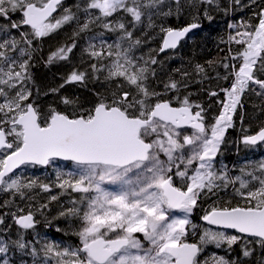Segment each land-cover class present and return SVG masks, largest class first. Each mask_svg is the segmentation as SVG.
<instances>
[{"label": "snow or ice", "instance_id": "obj_1", "mask_svg": "<svg viewBox=\"0 0 264 264\" xmlns=\"http://www.w3.org/2000/svg\"><path fill=\"white\" fill-rule=\"evenodd\" d=\"M165 2L81 0L75 5L84 15L81 23L70 8L54 16L63 0H0V19L8 22L0 26V191H11L23 199L25 190L36 187L37 180L25 181L17 170L50 165L59 159L76 167L67 173L57 172V187L82 194L79 201H72L73 207L60 213L79 218L81 226L75 233L79 245L45 247L46 255L55 257L56 264H210L208 258L200 259L208 245L219 248L226 244L230 249L242 240L251 243L246 238H253L264 247V162L257 169L260 175L245 173L249 179H230L213 163L227 129L234 126V115L243 107L242 96L248 91L264 95V79L260 78L264 76V9L257 14L258 23L242 24L229 36L228 43L240 48L235 53L229 48V55L221 62L226 74L217 76L229 86L220 88L224 95L218 100L221 109L209 124L203 106L190 100L191 93L179 94V81L170 78L162 91L153 86L155 57L131 55L141 44L134 30L145 16L151 28L155 26L153 15L173 14L171 7L161 10ZM198 2L212 4L213 0ZM174 3L179 14L181 0ZM15 14L19 18L14 20ZM73 21L79 32L98 25L104 30L99 37L106 31L118 33L117 40L107 43L101 39L99 48L90 43L85 51L94 61L89 65L91 72L74 69L63 84L49 91L58 93L66 84L84 83L89 76L96 81L103 76L104 91L95 92L94 102L87 107L78 99L62 96L64 110L52 105L44 110L33 96L29 49L34 40ZM24 26L29 30H21ZM197 27L192 23L176 30L161 25L164 35L159 52L175 49L186 33ZM12 29L19 32V39L11 34ZM75 47L74 42L58 47L49 54L47 63L68 60ZM17 51L19 56L13 55ZM229 60L232 63L225 62ZM195 71L207 78L203 66L196 65ZM220 93L212 91L210 95L218 97ZM240 119L243 121L242 115ZM242 142H264V126L253 135H244ZM105 183L116 185L117 190H107ZM229 186L233 189L231 198L213 201L201 219L236 234L209 227L197 241L190 242L189 227L193 235L197 228L190 216L198 201L210 199ZM39 187L51 190L48 184ZM77 204L85 206L82 212ZM44 208L47 204L37 210ZM18 211L22 214L12 215L19 228H34V213H25L23 208ZM176 212L183 215H174ZM3 222L0 219V224ZM15 243L21 249L26 247L21 240ZM6 251L7 246L0 241V253ZM242 255L249 257L251 249L243 247ZM211 264L237 261L213 256Z\"/></svg>", "mask_w": 264, "mask_h": 264}, {"label": "trees", "instance_id": "obj_2", "mask_svg": "<svg viewBox=\"0 0 264 264\" xmlns=\"http://www.w3.org/2000/svg\"><path fill=\"white\" fill-rule=\"evenodd\" d=\"M78 3H81V0H64L63 7L70 8L72 12L79 16L80 22L83 23L84 15L82 12H78L75 7ZM169 7L172 9V15L167 17L162 15L152 16L154 27H148L147 16L143 18V23L137 26L138 33L135 36V38L141 40V44L132 49L131 55L135 58L143 57L144 59L149 56L155 57L157 64L152 65V67L156 71V77L151 83L158 91L163 90V84L170 78L179 81L181 85L179 94L186 96L191 93L190 100L202 105L205 109V115L215 117L221 109L218 100L224 99L223 93H220V88L229 86V82L217 76L219 74V77H223L226 74L221 62L229 55V48H231L232 53L240 48L239 45L228 43L229 36L235 34L232 28L234 26L239 28L240 25L245 23H258L257 14L264 9V0H239V3L236 0H213L212 4L199 3L198 0H191V2L190 0H181L179 14L176 13L174 0H171L165 3L161 10L167 11ZM7 23V21L2 22L0 19V26ZM192 23L200 25L197 32L187 38L177 50L166 54L159 53L164 35L160 32L161 25L165 28L181 29ZM230 25L233 27H230ZM21 30L28 31L24 28ZM101 31L104 30L98 25H91L90 30L79 32L76 21H73L65 24L49 36L33 41V45L29 49L32 55L30 70L35 82L32 86L33 96L38 105L41 106V103L36 97L48 105L64 110L66 106L60 102V98L64 96L78 99L81 104L87 107L94 102L95 92L104 91L103 76H101L100 81L93 80L89 76L84 83L66 84L58 93L49 91V89L57 88L63 84L65 78L74 69L79 71L87 69L89 73L91 72L89 65L94 61L89 58L85 51L89 44L94 43L99 48L101 39L107 41V43H115L118 36V33L105 31L104 36L99 37L97 34ZM11 34L19 39L17 30L12 29ZM93 37L96 38L93 39ZM73 42L76 47L69 54L68 60L47 63L48 56L52 51L61 46L71 45ZM20 46L28 48L25 44ZM127 46L128 44L125 42L124 47ZM13 55L19 56V51L13 53ZM225 62L232 63L231 60ZM196 65L204 67L207 78H204V74L196 73ZM185 72L189 73V76L184 77L183 73ZM260 78L264 79V76H260ZM212 91L220 93L219 96H211L210 92ZM46 92L47 95L44 94ZM169 95H173V93H169ZM248 96H254L255 103H248ZM241 102L243 107L238 108L233 117L234 126L228 129L225 134V141L218 152L219 160L217 159V162L219 161V166L215 167L218 172L226 171L230 179H235L238 176L249 179L245 175L247 172H255L256 175H260L257 169L264 162L263 145L255 147V150H253L250 147L243 146L240 142V137L256 133L260 126H264V101L261 96H257L253 91H248L241 98ZM41 108L47 110L43 106ZM242 114H244L243 121L240 119ZM235 146L238 147L237 151ZM20 176L25 181L36 179L37 186L30 191L25 190L26 195L23 199L18 194L13 193L8 197L0 196V219L4 221L0 224V241L2 240L7 246V251L0 253V264H40L43 261H47L46 264H55L56 258L51 254L46 255L45 247L48 244H53L59 245L61 248L65 237L70 238V235L74 237L77 231L71 230L73 226L65 223L76 226L77 217L60 215L61 212L74 205L70 198H64L60 193L44 191L39 187L40 184H48L50 189H57L59 181L57 180V174H53L52 170L48 175L46 173L42 174L41 170L38 171L36 168H27ZM236 186L238 187V183ZM232 192L233 189L229 186L226 190L218 191L217 195L211 196L210 199L201 198L198 201V206L193 210L192 218L194 220L201 218L204 209L208 208L213 201L230 199ZM52 196H56L57 199L51 200ZM44 204H47V208L38 211L37 209ZM19 208H23L25 213L29 210L34 213L37 228L34 227L22 232L15 226L12 213L21 215L22 213L18 211ZM205 228V226H201L199 230L195 229V235L192 234V229H190V242L197 241ZM18 240L25 243L26 247L19 248L15 243ZM247 240L252 242L245 244V241L242 240L230 249L226 244L219 248L215 245H208L201 254L200 259L208 258L211 264L213 256H223L225 259L237 261V264H264V247L255 243L253 239ZM245 246L251 249L249 257L242 255V248Z\"/></svg>", "mask_w": 264, "mask_h": 264}, {"label": "rangeland", "instance_id": "obj_3", "mask_svg": "<svg viewBox=\"0 0 264 264\" xmlns=\"http://www.w3.org/2000/svg\"><path fill=\"white\" fill-rule=\"evenodd\" d=\"M169 1H171V0H166V2L165 3H167V2H169ZM65 8L63 7V4H62V6L59 8V12H58V14L59 15H61V14H63V10H64ZM19 18V14H15V19H18ZM14 19V20H15ZM128 19H130V18H128ZM2 22H6L5 20H2ZM242 29V28H241ZM237 30V29H236ZM236 30H233L234 32L236 31ZM137 33H138V28L136 27L135 28V30H134V37L135 36H137ZM257 90H259V89H257ZM255 93V92H254ZM255 96V95H254ZM250 97V96H248V98H247V102L248 103H250V104H253V103H255V97ZM258 96V95H257ZM261 96V98H262V100L264 101V95H260ZM259 96V97H260ZM36 97V96H35ZM36 99L41 103V106H43L44 108H48V104L47 103H44V102H42V101H40L37 97H36ZM243 113H244V109H243ZM209 116V115H208ZM242 116L244 117V114H242ZM214 122V120L212 121V122H210V124L211 123H213ZM222 144H223V142H222ZM264 147V146H263ZM235 149H236V151L238 150V147H236L235 146ZM53 168H54V166H52ZM76 166H73V167H68V169L67 170H64L63 171V173H67V172H69V171H72L74 168H75ZM65 178H67V176H64ZM103 187H105L107 190H110V191H115V190H117V186L116 185H111V184H108V183H105L104 185H103ZM51 191V193H53V192H56V193H60V194H62L63 195V197L65 198V197H68V198H70L71 199V201H79L80 200V197H81V193H78V192H73L71 189H61V188H59V187H57V189H51L50 190ZM13 192H11V191H0V196H6V197H8V196H10V194H12ZM77 207H80L81 208V212L84 210V205H80V204H77L76 205ZM174 215H178V216H182L183 215V213H174ZM15 221V220H14ZM66 225H70V226H73L72 228H71V230H75V232L76 231H78L79 230V228H80V226H81V222H80V220H79V218H77V222L75 223L76 224V226H74V225H71V224H67V223H65ZM34 227H36V226H34ZM37 228V227H36ZM70 234V233H69ZM70 237H73L72 235H70ZM76 237H77V241H78V245H79V237L76 235ZM2 241V240H1ZM66 246H69V247H71L70 246V244H64V247H66ZM43 256H45V255H43ZM44 258V257H43ZM46 262L47 261H43L42 263H40V264H46ZM55 264H56V260H55Z\"/></svg>", "mask_w": 264, "mask_h": 264}, {"label": "water", "instance_id": "obj_4", "mask_svg": "<svg viewBox=\"0 0 264 264\" xmlns=\"http://www.w3.org/2000/svg\"><path fill=\"white\" fill-rule=\"evenodd\" d=\"M56 13H54V15H55ZM24 27H27V26H24ZM199 29V27H197V28H195V29H191L188 33H186V35L179 41V43H178V45H177V47L175 48V49H177L178 47H179V45H180V43L181 42H183L190 34H192V33H194L196 30H198ZM175 49H166L164 52H160L161 54H164V53H167V52H169V51H173V50H175ZM243 143V142H242ZM263 142H258L257 144H255V146H257V145H260V144H262ZM244 144V143H243ZM252 146H254V145H252ZM57 160H59V159H57ZM59 161H63V160H59ZM63 162H70V163H72L71 161H63ZM35 166H40V167H47L48 165H35ZM204 223H206V222H204ZM17 225V224H16ZM18 226V225H17ZM19 227V226H18ZM213 227H216V226H213ZM222 230H224V229H222ZM234 231V230H233Z\"/></svg>", "mask_w": 264, "mask_h": 264}, {"label": "flooded vegetation", "instance_id": "obj_5", "mask_svg": "<svg viewBox=\"0 0 264 264\" xmlns=\"http://www.w3.org/2000/svg\"><path fill=\"white\" fill-rule=\"evenodd\" d=\"M13 19H14V15H13V17H12Z\"/></svg>", "mask_w": 264, "mask_h": 264}, {"label": "bare ground", "instance_id": "obj_6", "mask_svg": "<svg viewBox=\"0 0 264 264\" xmlns=\"http://www.w3.org/2000/svg\"><path fill=\"white\" fill-rule=\"evenodd\" d=\"M58 12H59V10H58Z\"/></svg>", "mask_w": 264, "mask_h": 264}]
</instances>
